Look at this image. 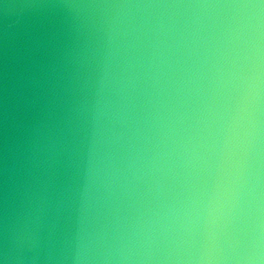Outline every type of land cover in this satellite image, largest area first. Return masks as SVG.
<instances>
[{
    "label": "clouds",
    "instance_id": "clouds-1",
    "mask_svg": "<svg viewBox=\"0 0 264 264\" xmlns=\"http://www.w3.org/2000/svg\"><path fill=\"white\" fill-rule=\"evenodd\" d=\"M0 264H264V0H0Z\"/></svg>",
    "mask_w": 264,
    "mask_h": 264
}]
</instances>
